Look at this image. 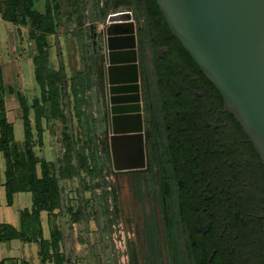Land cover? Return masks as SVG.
<instances>
[{"label":"flooded vegetation","instance_id":"af4514ba","mask_svg":"<svg viewBox=\"0 0 264 264\" xmlns=\"http://www.w3.org/2000/svg\"><path fill=\"white\" fill-rule=\"evenodd\" d=\"M158 40L141 41L143 165L126 171L129 264H264L261 157L177 38Z\"/></svg>","mask_w":264,"mask_h":264},{"label":"rangeland","instance_id":"374dc122","mask_svg":"<svg viewBox=\"0 0 264 264\" xmlns=\"http://www.w3.org/2000/svg\"><path fill=\"white\" fill-rule=\"evenodd\" d=\"M110 6L113 13L121 9L136 12L139 44L142 41L148 47L142 0H36L34 8L42 11V22L25 16L16 22L8 21L0 13V20L10 27L2 31L3 44L10 51L8 56L25 62L22 70L29 87L31 81L38 84V88L26 91V103L37 175L43 179L47 173L50 179L46 205L53 209L44 213L48 215L51 233L59 236V245L49 254L47 264H56L55 254L59 255V264H129L135 257L130 240L132 227L125 223L126 213L132 216V191L127 170L120 168L125 164L116 158L115 144L124 161L122 144L113 139L110 130L111 116L114 117L109 108L112 101L103 81L102 24ZM40 54L49 102L44 101L36 79ZM140 76L142 81L141 69ZM10 78L9 75V81ZM141 107L143 111L142 94ZM15 112L11 111L16 141L11 143L13 164L21 162L25 153L24 121L15 120ZM145 119L150 120L149 113ZM14 171L19 179L27 177L24 165L19 164ZM44 189L40 185V191ZM132 222L129 218L130 225Z\"/></svg>","mask_w":264,"mask_h":264},{"label":"water","instance_id":"95a60500","mask_svg":"<svg viewBox=\"0 0 264 264\" xmlns=\"http://www.w3.org/2000/svg\"><path fill=\"white\" fill-rule=\"evenodd\" d=\"M156 1L172 35L220 91L264 165V0ZM102 25L103 81L115 124L110 130L124 161L117 144L116 158L125 164L122 170L137 169L144 131L139 25L131 11L113 13L112 6Z\"/></svg>","mask_w":264,"mask_h":264},{"label":"trees","instance_id":"16d2710c","mask_svg":"<svg viewBox=\"0 0 264 264\" xmlns=\"http://www.w3.org/2000/svg\"><path fill=\"white\" fill-rule=\"evenodd\" d=\"M36 0H0V13H3L5 20L16 22L22 17H31L35 21L42 22L44 15L40 11H36L34 3ZM145 9V19L147 24V30L152 45H157L159 42V36L173 37L166 21L162 14L156 0H142ZM9 12V13H8ZM10 13L12 15H10ZM40 26V25H39ZM41 27V26H40ZM51 29H47L49 33ZM178 40V39H177ZM182 51L185 54L188 52L184 49L179 42ZM144 44L141 43L142 57H144L143 51ZM36 79L42 88V95L45 102H49L50 99L45 97V74L43 73L42 66L44 64L42 54H40L37 60ZM47 72L51 71L47 68ZM6 86L4 82L3 69L0 66V151L4 153L7 170H6V190L8 203L13 201V195L18 192H32L34 195V204L32 210H25L22 214V227L17 230L16 228L7 225L0 224V240L3 242L10 241L13 238H21L25 241H35L40 245V258L41 264H47L49 261V254L54 252L58 247L59 236L58 233H51L49 239L43 236V227L41 222V215L44 211H50L52 206L47 207L46 197L49 196L48 188L50 179L48 174L45 173L43 179H39L37 175V158L33 149V131L31 120L29 117V110L24 96L20 95V102L23 109V121L25 126V153L22 155L21 162L14 164L11 161V143L15 141L14 125L9 122L7 117V109L5 104ZM10 92H13L10 89ZM40 119L37 118V126L40 129ZM16 142V141H15ZM24 165L27 167V177L19 179L14 171L18 165ZM45 168L46 163L43 164ZM40 185L45 189L40 191ZM54 261L59 264V255L54 256ZM28 264V263H24Z\"/></svg>","mask_w":264,"mask_h":264},{"label":"crops","instance_id":"0c3cea01","mask_svg":"<svg viewBox=\"0 0 264 264\" xmlns=\"http://www.w3.org/2000/svg\"><path fill=\"white\" fill-rule=\"evenodd\" d=\"M127 11V10H126ZM129 11V10H128ZM42 12V11H41ZM3 29L9 30L10 27L4 20H0V66L3 69L4 82L6 86L5 104L7 109V117L10 123L11 111H16L14 119L21 118L23 120V109L21 106L20 94L28 99L27 92L29 89L38 88L34 81H31L30 87L26 78L23 75V68L25 62L22 64L16 58L8 56V48L3 44L4 33ZM6 63V66H5ZM32 70L30 63L26 65ZM10 75V81L8 77ZM10 89L13 92H10ZM17 100H19L17 102ZM12 104V107L10 106ZM19 112V113H17ZM18 116V117H17ZM6 170L7 163L5 155L0 151V224L10 225L17 230L22 227V214L25 210H32L34 204V195L32 192H18L13 195V201L8 203L6 190ZM43 224V236L46 239L51 237V230L49 228L48 215L44 212L41 215ZM40 245L35 241H25L21 238H13L10 241L3 242L0 240V264H41ZM54 264V263H49Z\"/></svg>","mask_w":264,"mask_h":264},{"label":"bare ground","instance_id":"6f19581e","mask_svg":"<svg viewBox=\"0 0 264 264\" xmlns=\"http://www.w3.org/2000/svg\"><path fill=\"white\" fill-rule=\"evenodd\" d=\"M141 88V87H140ZM113 113V112H112ZM114 124V123H113ZM115 126V124L113 125V127Z\"/></svg>","mask_w":264,"mask_h":264}]
</instances>
